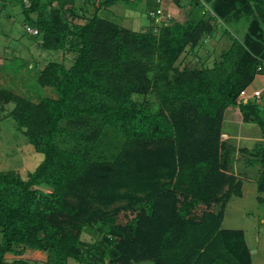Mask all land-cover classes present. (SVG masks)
Instances as JSON below:
<instances>
[{"label": "trees", "instance_id": "trees-1", "mask_svg": "<svg viewBox=\"0 0 264 264\" xmlns=\"http://www.w3.org/2000/svg\"><path fill=\"white\" fill-rule=\"evenodd\" d=\"M10 1L0 0V13ZM77 1L19 0L25 33L74 60L38 72V89L53 98L41 91L34 102L0 86V111L13 105L7 117L43 156L25 177L0 172V264H252L244 232L222 228L243 187L222 130L235 106L264 140V91L256 98L249 89L264 75V0H176L188 7L183 23L158 24L147 6L141 31L98 12L118 1L146 8V0H81L97 4L91 16L76 11ZM243 20L241 39L220 33L229 46L211 67L176 65L215 40L221 23ZM250 155L264 194V142Z\"/></svg>", "mask_w": 264, "mask_h": 264}, {"label": "rangeland", "instance_id": "rangeland-1", "mask_svg": "<svg viewBox=\"0 0 264 264\" xmlns=\"http://www.w3.org/2000/svg\"><path fill=\"white\" fill-rule=\"evenodd\" d=\"M146 1H148L146 8L142 6L135 9L129 6L130 3L118 1L107 10L101 9L98 15L101 18H109L132 31H141L150 23L147 6L154 8V5L159 3L156 0ZM169 1V4L174 7L176 0ZM179 2L185 5L189 0H179ZM8 5L6 12L0 13V86L4 83L6 84L4 86L11 91L34 102L40 100L37 94L41 91V96L53 98L55 94L51 89H38L35 83L38 72L47 62H60L69 67L73 63L74 54L68 51L44 50L38 44L41 41L39 37H32L24 31V24L28 25L29 22L25 19L19 0H11ZM202 5L204 9L207 8L205 3ZM209 5L211 7L212 4ZM95 6L83 5L82 1L78 0L75 9L78 12L82 8L84 11L81 9L82 12L79 13L91 16ZM187 8H180L178 15L171 16L173 21L183 23L187 18ZM206 16L209 14L207 13ZM220 26V30L217 34L215 33V40H209L207 44L198 46L193 52L186 50L176 65L181 69L184 66L211 67L214 60L220 59L221 49L223 47L227 49L229 46L228 40L224 41L221 38L217 40L220 33L227 29L232 36L241 39L247 22L243 20L229 25L221 23ZM249 89L251 95L255 90L263 92L264 75L258 76ZM259 104L264 108V95ZM12 108L13 105L9 104L0 111V172L15 171L25 177L27 172L37 167L43 156L34 151L24 135L16 129L13 120L7 117V113ZM222 135L230 149L229 169L243 179L242 197H234L228 202L222 228L242 230L251 252L252 264H264V203L258 202V197L264 200V194H258L256 185L252 182L260 166L258 164L251 166L246 163V160L252 157L250 151L264 140L254 123L242 122L240 112L235 106L228 108L225 113ZM241 149H246L247 152H240ZM83 238L90 239L87 235H83ZM23 257L39 259L40 254L27 251ZM68 264L77 263L68 260Z\"/></svg>", "mask_w": 264, "mask_h": 264}, {"label": "built area", "instance_id": "built-area-1", "mask_svg": "<svg viewBox=\"0 0 264 264\" xmlns=\"http://www.w3.org/2000/svg\"><path fill=\"white\" fill-rule=\"evenodd\" d=\"M23 3L26 5V6H29L30 5V2L31 0H22ZM97 2H100V1H103V0H96ZM150 17L154 19V22L156 23H160L161 21H165L167 17L170 18V15L167 14L166 16L163 15L161 9H157L155 11H152L150 12ZM25 30L28 32V33H31L33 35H35L37 33L36 30H33L32 28H30L29 26H25ZM247 93L245 91H242L241 92V96H245ZM262 92L261 90H255L254 93L251 95V96H254L256 98H260Z\"/></svg>", "mask_w": 264, "mask_h": 264}, {"label": "crops", "instance_id": "crops-1", "mask_svg": "<svg viewBox=\"0 0 264 264\" xmlns=\"http://www.w3.org/2000/svg\"><path fill=\"white\" fill-rule=\"evenodd\" d=\"M146 2H148V1H146ZM156 2H159V3H158V5H157V3H156V5H154L155 8H161L162 11L167 12L172 17H175L176 15H178V11H180L178 4L175 3L174 7H172L169 4V2H170L169 0H156ZM146 4H148V3H146ZM8 7H9V5L7 6V8ZM6 9L4 10L5 12H6ZM165 12H163V13H165ZM167 13H165V14H167Z\"/></svg>", "mask_w": 264, "mask_h": 264}, {"label": "clouds", "instance_id": "clouds-1", "mask_svg": "<svg viewBox=\"0 0 264 264\" xmlns=\"http://www.w3.org/2000/svg\"><path fill=\"white\" fill-rule=\"evenodd\" d=\"M155 9L157 10V9H161V8H155ZM161 11H162V10H161ZM162 13H163V11H162ZM167 14H168V13H167ZM167 14H166V15H167ZM149 15H150V13H149ZM163 15L166 16L165 14H163ZM169 15H170V14H169ZM170 18H172L171 15H170Z\"/></svg>", "mask_w": 264, "mask_h": 264}]
</instances>
